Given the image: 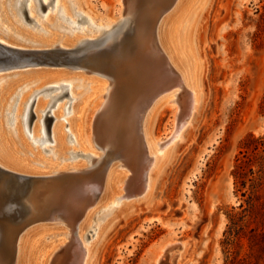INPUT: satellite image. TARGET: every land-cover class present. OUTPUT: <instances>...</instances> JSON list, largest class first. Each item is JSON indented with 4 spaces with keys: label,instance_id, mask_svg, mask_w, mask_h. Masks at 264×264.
I'll use <instances>...</instances> for the list:
<instances>
[{
    "label": "rangeland",
    "instance_id": "obj_1",
    "mask_svg": "<svg viewBox=\"0 0 264 264\" xmlns=\"http://www.w3.org/2000/svg\"><path fill=\"white\" fill-rule=\"evenodd\" d=\"M23 1L25 3L23 2L21 10L23 16L25 14L24 19L14 6L15 0H7V8L14 29L8 33H3L6 41L13 38L18 39L16 33L19 34L20 31L27 34L35 33L40 36L42 29L46 33L51 29L58 31L54 40L60 41L59 35L64 36L68 33L67 31L73 32L77 29L67 19L61 17L59 8H51L50 15L46 16L49 6L54 7L55 0H48V3L45 0H39L41 10H36L35 15L31 14L26 1ZM166 1L168 2V0H158V2L156 0H136V8L143 16L146 13L148 19H151L150 22H154L155 19L152 20V18L162 11ZM11 2L12 6L10 7ZM128 6V0L124 2H119V0L87 1V7L95 15L99 14L103 17L119 16L123 7H125L123 8L124 14L128 15ZM73 15L75 19H79L78 24L83 26L86 22L85 17L81 18L74 12ZM51 17H54V20L50 25L48 21ZM154 23L150 25L153 27ZM139 25V20L132 19L131 27L123 34L122 44L117 46L118 48L93 51L81 55L76 60L77 64L85 66L89 70L106 71L111 74L112 94L106 108L97 113V109L101 107L99 102L104 100L102 93L105 90L97 92L88 103L83 101L86 91L84 85L89 78H92V74L88 72L71 70L69 67L60 69L43 65L0 71V93L4 92L3 89L17 83L20 85L26 81H31L28 85L31 86L37 83L38 79L57 77L50 70H64L67 76L80 75L83 78L75 82L74 100L70 99L72 97L70 90H65V88H62L63 91L60 90L61 88L56 90L55 88H48V94L46 93L47 89H45L46 91L43 90L42 94L39 93L36 96L35 101L41 96L49 102L54 100L50 103L47 102L46 110L49 112L46 121H44L49 142L43 145L34 144L32 139L28 138L26 131L24 132L28 144L33 150L40 147L46 153L44 148L48 147L46 150L49 152V149L54 148V143L51 142L53 138L52 127L54 119L56 120L54 113L57 112L55 106L58 101L63 99L62 103L67 100L72 101L74 108L83 101L82 106L87 109L84 122L86 130L91 131L95 136L99 135V128L105 123L104 125L110 127L108 131L111 137H109L115 141L116 145L106 153L103 162L93 170L91 175H82L79 180L86 181L89 178L100 180L103 183L107 165L111 162L112 157L119 155L121 151H126L125 160H131L128 158V155H131V150L130 146H127L129 144L127 138L131 135L134 140L138 141V136L125 128L130 127V123L139 127L134 120L139 115L136 109L137 101L141 100L140 97L147 98L145 95H149L152 90V86L149 87V80L153 75L159 76L160 74L150 72L145 64L148 60L147 54L150 45L146 37L138 35L137 27ZM196 26L198 44L207 66L205 76L200 83L202 95L199 106L193 110L190 122L181 130L179 137L172 141L169 156L163 158L154 167L152 171L154 187L148 199L126 209V215L119 220L115 228L113 227L106 232L103 240L95 248L93 261H87L85 264H155L154 257L157 256L161 247L170 240L174 241L175 244L163 251V256L158 264H168L170 251L179 248L183 241H186L187 246L184 249V258L180 260V264H232V261L235 264H264V182L258 186L257 197L255 198L256 205L250 207L247 197L243 196L242 191L236 187L235 176L233 175L237 158H260L264 156L263 146L256 151L251 148L247 152L245 144V141L250 142V144L253 143L252 140H248L251 136L255 138L264 137V0H208L200 10ZM85 34L90 35L88 32ZM127 42L129 43L127 44ZM43 45L32 44L29 46L26 44V47L48 48ZM140 48L142 49L138 50ZM48 49L50 51L42 56L43 58H39L43 62L52 63V61L60 60L67 62L66 54L60 52L58 48L51 47ZM5 55L7 54L4 52L3 54L0 53L1 60L5 61ZM143 55L145 57L141 58ZM36 57H41V55L38 54ZM36 57L34 60L39 61ZM139 68L143 69L144 74H141L142 71L138 74ZM120 77H122L121 83ZM118 78L119 80H117ZM70 82L74 83L73 80ZM50 85L54 86V84ZM24 86L19 87L13 96L10 97L9 95L2 110H0L4 127L10 133H12L14 126L10 124L11 115L9 113L12 110L14 113L12 105L17 101L16 97L18 99L19 93L25 89H20ZM79 89L83 93L79 94ZM50 90L53 91L50 93ZM45 95L47 96L45 97ZM52 95H58V97L55 96L54 98ZM185 102L184 100L180 103L176 102L178 109L181 108V110L168 104L157 107L152 122V136L154 138H161L162 142L170 140L178 120H182L186 114L187 102ZM78 112V110L75 112L74 109V112L66 118L78 119ZM31 113L29 124L30 131L33 132L32 127L37 121L36 117H38L33 106ZM60 121L66 124L65 120ZM92 129L94 130L92 131ZM64 132L65 136L66 134L69 135L66 128H64ZM96 137L98 140L101 139L100 135ZM74 145L76 144L65 139L62 151L56 153L61 164L59 168H61L62 174L57 178L52 177L53 180L50 178H33L21 181L7 173L0 172V181L2 180V183L0 182V186H2L0 187V256H3L4 264L15 263V258L18 256L16 239L20 232L24 240L20 264H30L29 249L33 247V240L41 236L46 231L47 226L51 224L50 219L46 217V211H42V207L46 203L50 206L57 204L56 200L60 189L70 181L74 183L75 179H72L71 175L65 173L63 169H68L73 162L83 159L82 156L75 159L70 158V151L74 149ZM22 152L24 157L27 156L26 153H30L25 148L21 150ZM254 155L258 156L254 157ZM141 159L138 158V161ZM39 163L38 159L29 158V165H40ZM64 164L67 165L64 166ZM128 173L132 174L131 172ZM26 185L28 186L25 187ZM42 186L47 193H43ZM31 189L34 195H32ZM140 198L141 196H138L135 200ZM120 203L121 201L118 204ZM85 204V202L80 203L79 214L83 211L84 208L82 207H85ZM8 206L10 207L7 210L6 207ZM110 210L111 207L107 206V208L99 209L97 214L93 216L92 224L94 227L92 232L88 233L89 238L92 237L93 232L96 233L98 226L103 223L104 216ZM27 214L30 215V218L27 217ZM233 218L238 223L236 225L237 232L234 231L233 222L235 221ZM228 238L233 240L230 245L226 242ZM86 241L88 242L89 239ZM174 262L172 263L175 264Z\"/></svg>",
    "mask_w": 264,
    "mask_h": 264
},
{
    "label": "bare ground",
    "instance_id": "obj_2",
    "mask_svg": "<svg viewBox=\"0 0 264 264\" xmlns=\"http://www.w3.org/2000/svg\"><path fill=\"white\" fill-rule=\"evenodd\" d=\"M25 1L32 15H35L36 10H41L39 0ZM45 1H47V3L49 2L48 0ZM87 1L88 0H55L54 7L49 6V9L47 8L48 12L46 16L50 15L51 8H59L61 17L63 19H67L77 28L73 32L67 31L68 33H64V36L59 35L60 41L54 40V37H57L58 35V31H54V29H51L48 33L44 32L42 29V31H40L42 35L40 36L36 35L35 33L27 34L20 31L19 34L16 33L18 39L13 38L12 40L8 39L9 41H6L7 39L5 40V35L3 36V33L12 31L14 27L12 26L11 15L7 8V0H0V53L3 54V52L7 50L8 54H13L15 57L14 64L9 65L0 63V71L8 70L10 68H24L27 66L35 67L43 65L45 67H54L60 69H66V67H69L71 70H83L88 72L92 74V78H89L87 80L88 82H86L84 85L86 86V91L84 92L85 99L83 98V101L85 100V102L88 103L97 92L100 90H105L102 93L104 100L99 102L101 103V107L97 109V113L106 108L109 97L112 94V83L110 82L111 74L106 71L98 72L96 70H89L85 68V66L77 64V56L89 54L93 51H99L104 48H116L122 44L121 42L123 34L130 29L132 19H137L140 22L139 27H137L139 31L138 35L146 37L150 45V50L147 54L149 61L147 60V63L145 64L150 69V72L155 74L156 72L160 73L159 77L161 80H159L158 83V88H160V90L159 94L145 95L147 98H145L144 102L137 101L136 109L139 115H137L136 119L134 118V120L139 127H137L134 123H130V127L125 128L130 133L134 132V134L136 133L138 136V141L134 140L131 135H129L127 138V141H129L127 146H130L129 148L131 150V155H128V158H131V160H125L124 155L126 156V151H121L119 152V155L113 156L106 169L104 168L105 174L103 176V183H101L100 180L99 182L96 179L89 178H87L86 181L79 180V177L82 175H91L93 170L103 162L106 153L116 145L115 141L110 138V132L108 131L110 127H108V125H104L105 123L99 128V135L101 138L100 140H98L96 137L99 135L95 136L94 133L86 130L84 122L87 109L85 106H82L83 101L74 108L71 100V102L67 100L62 103L61 101L64 99L61 100L60 97L61 101H58L57 105L55 106L57 112L55 111L56 113H54L56 120L54 119L52 127L53 138L51 139L50 137L51 142L54 143V148L52 150L49 149V152L46 150L48 147L44 148V151H47L48 153H44L40 147H37L36 150H33L28 144V139L24 133L26 131V134L29 136L28 138L32 139L34 144L43 145L49 142L44 122L46 121L45 119L48 111L46 110V105H48L47 102L49 101H47V99L43 96L38 97L37 101H35L33 107H35L38 117H36L37 121L34 120L36 122L32 127L33 132L30 131L29 124L30 114H32L31 105L35 98H37L36 96L45 89H47V91L45 90L47 93L48 88H55V90L61 88L60 90L62 91V88H65V90L68 89V91L70 90L69 92H71L70 96H72L70 99L74 100L75 92L73 88L75 82L77 80L83 79L80 75L67 76L65 75L64 70H50L52 74L57 77L51 79H35L37 80V83L31 86H28L31 81H26L20 85L17 83L7 87L6 89H3L4 92L0 93V110H2V107L5 105L8 96H13L19 87L25 85L24 87L20 88L25 89L19 93L18 99L16 97L17 101H15L14 105H12L14 113L12 112L13 110L11 113H9L11 115L10 124L14 126L12 128L13 134L8 132L4 127V123L0 114L1 171L7 174L12 173L25 177H31V179H51L52 177L57 178L61 176L62 170L59 168L61 164L59 163L56 153H60L62 151V145L65 139H68V141L70 140L71 143L76 144L74 145V149L70 151V158L75 159L78 156H82L83 158H81V161H77L75 163L73 162L70 168L63 169V171L65 170V173L71 175L72 179H75L74 183L73 181H70L68 184L64 185L62 189H60L56 200L57 204L55 206H50L48 203H46V205L42 207V211H46V217L50 219L51 224L47 226L46 231L41 236L33 240V247L29 249L30 264H85L87 261H93L95 248L100 244L101 240H103L106 232L113 227L115 228L118 225L119 220L124 215H126V209L128 207H133L134 204L140 201L148 199L154 187V175L152 173L154 167H156L163 158L169 156L172 149V141L179 137L181 130L184 129L190 122L193 110L197 109L201 101L202 87L200 83L205 76L207 66L204 60V55L201 52L198 44L199 41L196 25L200 10L205 6L208 0H168V2L166 1L165 3L166 5L163 6L162 11L152 18V20L155 19V23L150 22L151 19H148L146 13H144V16L143 14H140L136 8V0H128V15L124 14L123 8L125 7H123L121 8L120 15L115 17H103L99 14L95 15V13L89 7H87ZM122 1L124 2L125 0H119V2ZM156 1L158 2V0ZM23 2V0H15L14 6L18 9L19 15L24 19L25 14L23 16V12L21 10V7H23ZM11 6L12 2L10 3V7ZM158 11L160 10L158 9ZM73 12L81 18L83 16L85 17L86 22L83 24V26L78 24L79 19L74 18ZM53 20L54 17H51L48 23L51 25ZM151 23H154L153 27L150 25ZM87 32L90 35L85 34ZM128 43L129 42H127V44ZM26 44L29 46L32 44H44L43 46L48 48L55 47L58 48V50L63 48L68 50L76 49V52L75 54H71L69 52L66 53L65 59L67 62L63 60L57 62L52 61V63L43 62L42 60H33L32 62L28 60L26 61L24 59L25 57L28 58L31 56L26 55L28 52L33 51L34 54L32 56H36V54H43V52H38L39 50L49 49H41V47L28 48L26 47ZM141 49L142 48L138 50ZM22 53H24V57H20ZM144 57L145 56L143 55L141 58ZM141 68H139L140 70L137 71L138 74L139 72L141 73V71V74H144V71ZM155 76L156 75H153L152 78ZM121 78L122 77H120V79ZM156 78H158V76H156ZM68 80L69 82H66ZM70 80H73L74 83H71ZM117 80H119V78ZM121 81L122 79L120 80V83ZM50 84H54V86ZM51 91L53 90H50V93ZM81 93H83V91L79 89V94ZM46 96L47 95H45V97ZM55 96L58 97V95H54L53 97L55 98ZM183 100L184 102H187V111L182 117V120H178L175 130L169 138L170 140L162 142L161 138H154L152 136V122L157 107L161 106L162 104H168L169 106L178 109L176 102L180 103ZM74 109L75 112L77 110L79 111L78 119L71 120L66 118L68 115L74 112ZM179 109L181 110V108ZM62 119L66 121V124L60 121ZM64 128H66L69 134L68 136L67 134L65 136ZM93 130L94 129H92V131ZM103 138H105V140H102ZM24 148L30 152L26 153V157L23 156V152L21 153V150ZM122 149L126 150L124 148ZM29 158L38 159L40 165H29ZM138 158L142 159L138 161ZM23 161L24 163H22ZM66 165L67 164H64V166ZM128 172H131L132 174ZM27 186L28 185L25 187ZM53 187H55V185ZM42 189H44V187ZM45 190L46 189H44L43 193H47ZM32 195H34V192ZM138 196H141V198L135 200V198ZM120 201L121 203L118 204ZM81 202H85L86 204L85 207H82L84 209L79 214L78 211ZM107 206H110L111 210L106 216H104L103 223L98 226L96 233L93 232L92 237L89 238L90 236L88 237V233L93 230L94 227V224H92L93 216L97 214L99 209L107 208ZM9 207L10 206L6 207V209L8 210ZM27 217L30 218V215L28 216L27 214ZM88 239L89 241L87 242L86 240ZM23 241L22 233L20 232L16 239L18 256H16V261L13 264L21 263L20 256L24 246ZM174 244L175 242L170 240L161 247L160 251L157 253V256L154 257L155 259H153L156 262L155 264H158L159 260L162 258L163 251L167 247H171ZM186 246V241H183L181 242V246L179 248L173 250L172 252L170 251L168 264H173V261H175V264H180V260L184 258V249ZM2 257L0 256V264H4Z\"/></svg>",
    "mask_w": 264,
    "mask_h": 264
},
{
    "label": "trees",
    "instance_id": "obj_3",
    "mask_svg": "<svg viewBox=\"0 0 264 264\" xmlns=\"http://www.w3.org/2000/svg\"><path fill=\"white\" fill-rule=\"evenodd\" d=\"M248 140H252L253 143L250 144V142L245 141L247 152L251 148L256 151L261 146H263L264 150V137L255 138L251 136ZM256 156L258 155H254V157ZM233 175L235 176L236 187L239 188V191H242L243 196L247 197L250 207H254L256 205L255 198L257 197L258 186L264 182V156L260 158H237ZM233 221H235L233 222L235 225L234 231L237 232L238 228L236 225L238 223L234 218ZM226 242L230 245L233 240L228 238ZM232 264H235V262L232 261Z\"/></svg>",
    "mask_w": 264,
    "mask_h": 264
},
{
    "label": "water",
    "instance_id": "obj_4",
    "mask_svg": "<svg viewBox=\"0 0 264 264\" xmlns=\"http://www.w3.org/2000/svg\"><path fill=\"white\" fill-rule=\"evenodd\" d=\"M2 45V44H1ZM18 50H20V49H18ZM31 51V50H30ZM48 51H50V50H39L38 52H43V54H40L41 55V57H36L38 54H36V56H31V57H25L24 59L27 61H32L33 62V60L35 59V57L36 58H43L42 56H44V55H46V53L48 52ZM60 52H62V53H71V54H75V52H76V49H70V50H68V49H60L59 50ZM4 53H7V55H5V57H4V59H5V61H3V60H1L2 58H0V63H5V64H14L15 63V57L12 55V54H8V52H7V50L6 51H4ZM23 54L24 53H22L21 54V56L20 57H22L23 56ZM34 53H33V51L32 52H28V55H33ZM27 55V54H26ZM80 56L81 55H78L77 57V59H79L80 58ZM24 57V56H23ZM76 59V60H77ZM35 61V60H34ZM39 61H41V59H39ZM159 80H161L160 79V77L158 76V78H156V77H154V78H151L150 80H149V87L151 88V86H152V90L150 91V95H152V94H159V90H160V88H158V83H159ZM151 85V86H150ZM155 98V97H154ZM141 99V100H140ZM139 100L141 101V102H144L145 101V99L144 98H140ZM47 117V116H46ZM53 122V121H52ZM50 124H52V123H50ZM51 126V125H50ZM0 172H3V171H1L0 170ZM12 177H15V178H17V179H19V180H21V181H25V180H31V177H25V176H22V175H19V174H12V173H9Z\"/></svg>",
    "mask_w": 264,
    "mask_h": 264
},
{
    "label": "flooded vegetation",
    "instance_id": "obj_5",
    "mask_svg": "<svg viewBox=\"0 0 264 264\" xmlns=\"http://www.w3.org/2000/svg\"><path fill=\"white\" fill-rule=\"evenodd\" d=\"M64 49V48H63ZM35 101V100H34ZM34 103V102H33ZM33 103H32V105H31V107L33 106ZM32 109V108H31ZM48 112H49V110L47 111V114H48ZM47 114H46V116H47Z\"/></svg>",
    "mask_w": 264,
    "mask_h": 264
}]
</instances>
